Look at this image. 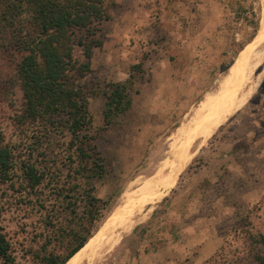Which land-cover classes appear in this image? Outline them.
<instances>
[{
  "label": "rangeland",
  "instance_id": "rangeland-1",
  "mask_svg": "<svg viewBox=\"0 0 264 264\" xmlns=\"http://www.w3.org/2000/svg\"><path fill=\"white\" fill-rule=\"evenodd\" d=\"M260 1L164 0L145 14L143 38L125 24L117 40H105L104 31L111 33L114 26L100 28L95 39L106 46L93 49L91 72L79 83L102 178L82 172L92 168L94 156L90 152L92 158L81 164L68 133L42 139L32 156L45 170L41 184L31 191L18 167L11 181L0 184V227L12 264H45L47 256L64 257L82 239L97 235L124 192L137 186L130 187L132 181L163 159L168 139L248 51L259 31ZM107 5L110 16L119 11L112 0ZM74 57L84 62L80 47ZM13 70L0 52V129L4 141L28 158L36 132L15 123L22 93L10 81ZM130 74L131 106L106 125L105 93ZM253 93L119 243L90 264H259L257 257L264 259V81ZM89 190L97 199L93 216L84 198Z\"/></svg>",
  "mask_w": 264,
  "mask_h": 264
},
{
  "label": "trees",
  "instance_id": "trees-1",
  "mask_svg": "<svg viewBox=\"0 0 264 264\" xmlns=\"http://www.w3.org/2000/svg\"><path fill=\"white\" fill-rule=\"evenodd\" d=\"M107 7V0H0V52L13 65L10 81L22 93L21 108L14 120L19 127H32L36 132L27 158L4 141L0 129V184L11 181L13 170L18 167L26 186L35 190L44 179L45 170L32 159L34 148L57 132L68 133L70 149L81 164L88 163L93 154L92 168L82 167V172L86 170L91 179L102 178V159L87 136L92 118L79 80L91 72L92 51L101 46L95 37L99 26L110 19ZM76 47L82 49V63L74 57ZM134 67L140 69V65ZM132 76L124 83L111 84L105 93L106 125L111 124L113 116L130 108L128 91L133 87ZM84 198L91 208L89 215L93 216L97 199L91 190ZM89 238L82 239L64 257L47 256L45 264H65ZM260 240L264 244L262 237ZM0 261L13 262L1 227ZM257 261L264 264L261 257Z\"/></svg>",
  "mask_w": 264,
  "mask_h": 264
},
{
  "label": "bare ground",
  "instance_id": "bare-ground-1",
  "mask_svg": "<svg viewBox=\"0 0 264 264\" xmlns=\"http://www.w3.org/2000/svg\"><path fill=\"white\" fill-rule=\"evenodd\" d=\"M260 2L262 15L259 31L248 51L229 68L217 91L207 94L189 121L168 139L163 159L154 160L145 176L132 181L130 187L134 184L137 186L124 192L119 205L105 220L97 235L89 238L65 264H90L94 258L119 243L123 234L140 220L139 216L146 206L158 201L165 190L173 185L197 149L246 104L264 81V0Z\"/></svg>",
  "mask_w": 264,
  "mask_h": 264
},
{
  "label": "crops",
  "instance_id": "crops-1",
  "mask_svg": "<svg viewBox=\"0 0 264 264\" xmlns=\"http://www.w3.org/2000/svg\"><path fill=\"white\" fill-rule=\"evenodd\" d=\"M114 2V5L119 9V11L114 13V15L111 14L110 19L108 21L103 22L99 26V32H103V29L101 30L100 28L108 23L113 24L114 30L111 33H108L104 31V38L105 40L109 39L111 40L112 38L116 39L121 35L119 32V29L122 28V30L125 31L126 26H123L125 24L129 25V29H126L129 31V33L134 34L136 38H143V27L144 23L146 22V17L145 14L148 15L150 13V9L154 8L156 4L159 6H163L164 0H112ZM129 3V4H126ZM109 14V13H108ZM118 15V16H117ZM124 28V29H123ZM117 37V38H116ZM101 42V46L98 48H104L107 43ZM119 44H124L126 41L125 40H120L117 41ZM96 48V49H98ZM132 48V47H131ZM134 67V66H132ZM141 67V65H140ZM125 82V81H124Z\"/></svg>",
  "mask_w": 264,
  "mask_h": 264
}]
</instances>
